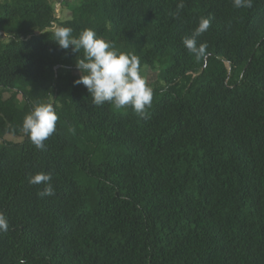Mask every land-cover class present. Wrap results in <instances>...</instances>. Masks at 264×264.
<instances>
[{
	"label": "trees",
	"instance_id": "16d2710c",
	"mask_svg": "<svg viewBox=\"0 0 264 264\" xmlns=\"http://www.w3.org/2000/svg\"><path fill=\"white\" fill-rule=\"evenodd\" d=\"M55 2L0 0V264H264V0H72L64 20ZM58 26L158 72L145 118L74 84ZM37 103L58 116L43 149L22 128Z\"/></svg>",
	"mask_w": 264,
	"mask_h": 264
},
{
	"label": "clouds",
	"instance_id": "9594fccd",
	"mask_svg": "<svg viewBox=\"0 0 264 264\" xmlns=\"http://www.w3.org/2000/svg\"><path fill=\"white\" fill-rule=\"evenodd\" d=\"M232 3L236 8L252 6V0H232ZM183 7L181 0L177 8ZM210 26V18L201 17L191 35L182 39L185 48L197 58L203 57L207 48L206 43L198 45L197 38ZM53 34L55 42L62 49L67 50L70 46L76 52L83 49L82 58L77 60L80 76L74 84L86 86L93 104L99 106L109 103L116 110L131 107L139 117L147 116V109L152 104L153 89L143 75L144 70L135 54L119 52L110 42L97 36L92 29H84L78 36H73L71 28L58 26ZM57 120L58 116L51 104L37 103L25 115L22 128L31 143L37 149H43L44 141L56 131ZM70 131L74 132L75 129ZM51 180V173L38 172L31 175L28 182L32 185L43 184V190L37 194L44 197L55 195ZM8 227L6 216L0 213V232H7Z\"/></svg>",
	"mask_w": 264,
	"mask_h": 264
},
{
	"label": "rangeland",
	"instance_id": "374dc122",
	"mask_svg": "<svg viewBox=\"0 0 264 264\" xmlns=\"http://www.w3.org/2000/svg\"><path fill=\"white\" fill-rule=\"evenodd\" d=\"M55 1H56L55 6H56V12H57L58 18H61L63 20L69 18L71 15V10L68 8V4L72 0H55ZM143 70H144L143 75L145 76L149 85H152L155 81H157L158 72L152 69H149V68H144ZM6 138L8 140L17 141V142L22 140L21 137H18L12 134H8Z\"/></svg>",
	"mask_w": 264,
	"mask_h": 264
}]
</instances>
